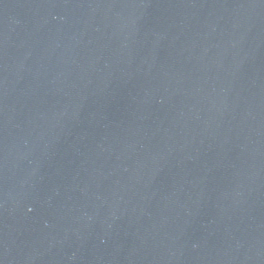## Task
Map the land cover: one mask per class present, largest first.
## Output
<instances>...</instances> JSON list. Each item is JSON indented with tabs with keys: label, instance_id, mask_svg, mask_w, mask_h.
Returning a JSON list of instances; mask_svg holds the SVG:
<instances>
[{
	"label": "water",
	"instance_id": "95a60500",
	"mask_svg": "<svg viewBox=\"0 0 264 264\" xmlns=\"http://www.w3.org/2000/svg\"><path fill=\"white\" fill-rule=\"evenodd\" d=\"M0 264H264V0H0Z\"/></svg>",
	"mask_w": 264,
	"mask_h": 264
}]
</instances>
